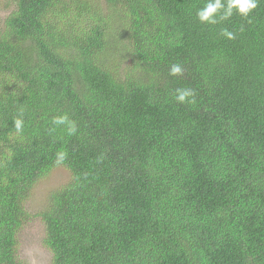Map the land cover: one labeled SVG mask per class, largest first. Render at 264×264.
Wrapping results in <instances>:
<instances>
[{
	"label": "trees",
	"instance_id": "1",
	"mask_svg": "<svg viewBox=\"0 0 264 264\" xmlns=\"http://www.w3.org/2000/svg\"><path fill=\"white\" fill-rule=\"evenodd\" d=\"M9 2L0 264H20L35 217L50 264H264V2L217 25L196 18L206 0ZM65 113L75 136L52 124ZM57 169L68 180L31 215V190Z\"/></svg>",
	"mask_w": 264,
	"mask_h": 264
},
{
	"label": "clouds",
	"instance_id": "2",
	"mask_svg": "<svg viewBox=\"0 0 264 264\" xmlns=\"http://www.w3.org/2000/svg\"><path fill=\"white\" fill-rule=\"evenodd\" d=\"M261 2H264V0H206L203 6L196 10V18L199 23L206 25H217L220 22L228 21L233 15H239L241 18L247 19ZM221 35L228 40L235 39V33L227 28L221 30ZM183 71L181 64H172L168 75L179 77L183 75ZM195 96L196 93L191 88H177L174 99L179 104H194ZM12 121L15 133L22 134L25 127L24 110L20 109ZM52 124L56 128L62 127L68 136H75L78 133L76 122L70 119L67 113L53 117ZM67 155V152L63 149L57 151L54 159L55 165H63Z\"/></svg>",
	"mask_w": 264,
	"mask_h": 264
},
{
	"label": "rangeland",
	"instance_id": "3",
	"mask_svg": "<svg viewBox=\"0 0 264 264\" xmlns=\"http://www.w3.org/2000/svg\"><path fill=\"white\" fill-rule=\"evenodd\" d=\"M10 0H0V27L12 9ZM125 61L119 64L123 66ZM68 180V173L63 169H57L46 179L38 183L27 199L26 208L31 215L39 212L46 204L49 192L56 186ZM44 236L42 223L38 218H32L21 230L18 238V257L20 264H50V253L42 244Z\"/></svg>",
	"mask_w": 264,
	"mask_h": 264
}]
</instances>
